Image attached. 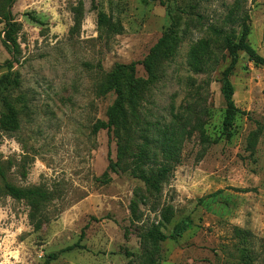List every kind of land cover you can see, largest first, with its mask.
I'll return each mask as SVG.
<instances>
[{"label": "rangeland", "instance_id": "obj_1", "mask_svg": "<svg viewBox=\"0 0 264 264\" xmlns=\"http://www.w3.org/2000/svg\"><path fill=\"white\" fill-rule=\"evenodd\" d=\"M164 1L16 0L15 55L0 23V116L9 101L21 124L0 130V264H45L51 253L59 255L49 264H264V66L239 52L231 75L239 112L226 135L220 79L231 58L210 29L239 36L247 17L248 41L264 56V0H247L235 15V0ZM172 16L154 76L137 65L130 151L120 160L108 129L93 131L116 98L101 92L107 73L142 61ZM203 39L215 54L197 71L191 51ZM173 121L185 124L178 160L155 191L132 175L135 153L152 139L145 169L156 171L163 160L156 127ZM110 158L117 170L107 171ZM5 180L42 185L53 200L32 216ZM185 217L191 222L180 238L154 244L143 236L153 225L170 234Z\"/></svg>", "mask_w": 264, "mask_h": 264}, {"label": "trees", "instance_id": "obj_2", "mask_svg": "<svg viewBox=\"0 0 264 264\" xmlns=\"http://www.w3.org/2000/svg\"><path fill=\"white\" fill-rule=\"evenodd\" d=\"M16 0H4L5 7L0 11V23L6 22L4 29L5 36L3 39L4 44H9L14 50V55L17 50V38L14 36L15 28L18 27V22L15 21L11 7ZM156 1V0H155ZM247 0H235V3L230 11L231 15H235L240 12L244 3ZM164 4V0H160ZM81 6L76 8V15L79 16ZM171 14V13H170ZM31 16L35 21H39L36 17ZM105 18L104 14H100L99 23ZM172 18L170 29L165 31L159 38L157 43L153 45L148 55L140 62H132L129 64L117 63L111 71L107 73L106 81L103 85L101 92L107 94L114 92L116 98L113 104L107 111V120H99L94 128V133H98L101 129H108L109 134L116 140L119 150V159L127 156L130 151V145L128 142V134L132 130L130 115L128 110V103L132 102V95L136 89L135 76L137 73L138 63L142 64L144 69L150 76H154L157 67V62L160 56L168 49L169 41L172 36L173 28L175 26V20ZM242 33L238 36L235 30L227 31L224 27H218L216 25H210V29L214 35L213 45L217 44V47L223 48L227 51L231 60L229 65L222 72L220 79L221 93L226 103V111L223 119V129L226 135L231 134V130L234 126V122L237 116L238 108L235 103V87L231 81V75L234 68L237 65L239 52L243 51L248 55L250 61H253L256 65L264 66V56L261 55L256 48H254L248 41V36L251 32L250 26L247 23V17L241 18ZM80 22V19L77 20ZM216 36V37H215ZM215 48V47H214ZM192 61L195 62L194 68L197 71L203 70V64L206 59L214 57V50L211 47L210 40H201L191 51ZM8 65H11V61H7ZM6 112L0 116V130L6 133H13L20 128V119L18 112L14 105L7 101ZM185 124L179 121H173L164 127H156L160 129L161 135L157 139L160 145V151L162 153L163 160L159 163L156 171L149 172L145 169V166L149 163L155 153H152L153 147L151 146V140L149 137H145V142L138 146V150L135 153L134 163L135 166L132 170V175L140 178L145 182L148 188L155 191H160L161 183L171 173L177 162V154L179 151L180 137L183 136V128ZM119 164L114 161L113 158L109 159L108 169L117 170ZM107 171L103 174L101 179L108 175ZM0 174L5 178V171L0 164ZM4 187L9 195L15 199L25 200L33 210L32 216H35V212L40 211L47 203L53 200V193L42 185H34L29 187L17 186L11 182L4 181ZM191 218L185 217L177 222L170 234L161 232L158 226L153 225L147 233L143 236L146 240L158 244L169 238L176 239L183 236V234L189 229ZM84 233H82L83 236ZM79 246L77 243L70 245L62 251L72 250ZM57 253H51L48 255V259L45 264H49L51 260L58 258Z\"/></svg>", "mask_w": 264, "mask_h": 264}]
</instances>
